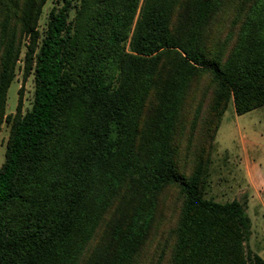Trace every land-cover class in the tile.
Here are the masks:
<instances>
[{"label":"trees","instance_id":"16d2710c","mask_svg":"<svg viewBox=\"0 0 264 264\" xmlns=\"http://www.w3.org/2000/svg\"><path fill=\"white\" fill-rule=\"evenodd\" d=\"M60 1L43 35L37 21L46 0H7L29 35L25 62L36 89L32 108L14 117L0 168V264H79L125 187L133 205L128 223L86 264H135L169 184L186 196L177 264H264L246 245L252 226L243 204L204 198L200 180L179 173L173 144L186 95L203 71L217 86L218 117L231 97L238 114L264 106V0L250 6L224 62L208 59L205 43L224 0H104L89 43L84 17L102 0H83L75 22L69 16L77 3ZM15 35L3 26L0 126L21 56ZM159 81V101L144 117ZM73 116L79 118L73 148L50 164L51 139Z\"/></svg>","mask_w":264,"mask_h":264},{"label":"rangeland","instance_id":"374dc122","mask_svg":"<svg viewBox=\"0 0 264 264\" xmlns=\"http://www.w3.org/2000/svg\"><path fill=\"white\" fill-rule=\"evenodd\" d=\"M82 1L74 0L77 6L70 12V20L76 21ZM255 1L224 0L222 8L207 28L205 43L208 59L221 58L224 62L228 58L238 44L241 27ZM103 2L96 5L97 8L93 5V14L84 17L88 43L98 33L95 13L100 10ZM62 6L60 0H46L37 21V29L41 34L44 35L47 29L52 9ZM16 11L18 9L14 6L12 10L7 0L4 3L0 1V61L4 25H8L9 35L16 32V40L21 43V56L7 91L5 115L0 126V168L7 158L14 117L24 115L32 108L36 89L34 69L28 71L25 62L29 35L22 26L17 25L14 16ZM131 37L132 32L123 43L127 52L130 51ZM212 80L209 72L199 73L186 95L174 131L177 169L189 179L195 176L200 180L204 198L218 203L237 199L243 204L252 226L246 245L264 258V106L238 114L234 98L231 97L227 108L218 117L214 100L217 86ZM160 84L161 81L150 91L144 117L146 111L154 108L159 101ZM78 125L79 118L76 116L63 118L47 151L50 164L72 150ZM45 164L49 166L47 159ZM130 191L125 187L115 199L79 264L88 263L96 252L106 249L116 227L128 223L133 211ZM185 199V194L177 184H169L159 193L152 229L135 264H177L184 246L180 244L178 248L176 229L183 214Z\"/></svg>","mask_w":264,"mask_h":264}]
</instances>
